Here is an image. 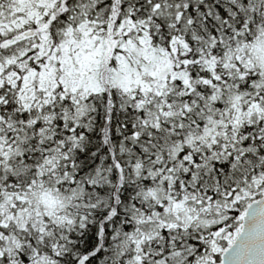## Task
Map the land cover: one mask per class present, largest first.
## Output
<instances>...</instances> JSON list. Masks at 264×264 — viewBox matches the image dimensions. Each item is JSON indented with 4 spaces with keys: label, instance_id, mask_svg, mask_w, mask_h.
Masks as SVG:
<instances>
[{
    "label": "snow or ice",
    "instance_id": "snow-or-ice-1",
    "mask_svg": "<svg viewBox=\"0 0 264 264\" xmlns=\"http://www.w3.org/2000/svg\"><path fill=\"white\" fill-rule=\"evenodd\" d=\"M0 264H264V0H0Z\"/></svg>",
    "mask_w": 264,
    "mask_h": 264
}]
</instances>
